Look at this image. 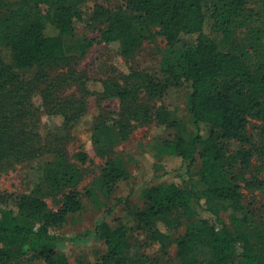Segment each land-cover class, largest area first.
Here are the masks:
<instances>
[{
    "label": "trees",
    "instance_id": "obj_1",
    "mask_svg": "<svg viewBox=\"0 0 264 264\" xmlns=\"http://www.w3.org/2000/svg\"><path fill=\"white\" fill-rule=\"evenodd\" d=\"M9 1L0 0V176L16 163L48 156L32 191L16 194L0 189V264L27 255L45 264H71L64 251L66 238L57 230L80 213L84 203L75 189L82 172L70 161L63 133L86 112L87 102L82 96L62 98L60 91L68 81L78 82L86 93L92 91L88 76L76 68L71 67L68 75L52 76L51 71L70 60L64 36L75 32L86 0H23L17 8H9ZM252 1L122 0L116 10L96 6V18L105 23L101 38L123 41L128 55L141 46L153 25L169 47L180 43L183 35H195L187 52L165 60L160 78L130 68L122 82L102 80L98 94L119 98L121 107L113 123L105 121L99 130L126 140L134 130L133 121L156 122L170 131L153 143L157 166L166 156H176L180 165L172 170L177 178L143 186L139 200L125 198L117 218L101 220L86 233L88 239L99 236L106 245L99 264H163L174 243L175 264H264V224L243 212L242 176L235 170L237 164L264 170V126L258 128L262 141L250 130L252 117L264 120V60L250 62L247 50L220 46L237 29L249 26ZM41 4L47 6L45 10ZM263 13L254 15L261 19ZM252 34L260 43L264 31L256 29ZM24 67H36L35 74L24 76ZM39 83L45 84L44 89ZM183 86L190 90L194 126L188 136L185 122L174 118L165 105L155 104L170 87ZM144 92L154 104L142 101ZM45 107L51 115L62 116L63 122L53 129L50 142L40 145L37 116ZM100 141L102 153L109 156L99 182L111 196L130 172L113 150L112 140ZM78 156L81 161L87 157L84 152ZM256 157L263 158L261 164L254 163ZM183 175L187 178L182 180ZM60 192L61 207L52 209L45 195ZM228 209L234 210L237 232L221 216ZM190 221L193 225L176 234ZM136 232L146 233L149 246L159 244L160 253L147 254ZM86 237L72 240L79 244ZM202 246L211 252L207 262L194 258V251Z\"/></svg>",
    "mask_w": 264,
    "mask_h": 264
},
{
    "label": "rangeland",
    "instance_id": "obj_2",
    "mask_svg": "<svg viewBox=\"0 0 264 264\" xmlns=\"http://www.w3.org/2000/svg\"><path fill=\"white\" fill-rule=\"evenodd\" d=\"M23 0H10L9 8H17ZM7 4V5H8ZM104 5L106 8L116 10L122 6V0H86L83 5L84 13L78 27L72 34H65L64 45L70 60L67 64L54 68L52 76L61 73L69 74L70 68H76L88 76V86L91 93H86L78 82L62 86L60 96L83 97L87 102V109L80 119L77 120L63 134L66 151L70 161L79 166L82 172L80 183L75 186L79 196L84 203V208L80 213L71 215L69 221L60 229L59 234L65 236L66 247L64 251L69 255L71 264L77 261L92 262L99 264L100 259L106 251V245L99 236H91L89 239L86 233L95 228L101 220L113 221L120 213L125 198L139 200L138 194L143 186L158 184L167 181L168 178L178 177L176 171H172L180 165V160L176 156H166L157 166V158L154 155L152 146L158 137H166L169 130L154 123H137L131 136L122 140L115 132L102 133L99 127L104 126V122L113 123L118 117L121 107V100L117 97H103L98 94L103 89V79L110 78L122 82V77L130 68L149 72L156 78L163 76L164 62L168 57H177L187 52L190 43L195 39V35H183V39L175 47H169L167 40L158 34L159 28L153 25L149 29V35L143 39L141 46L131 53H125V45L121 40L106 42L101 38V28L105 26L102 19H97L95 10L97 5ZM6 5V6H7ZM43 10L45 4H41ZM7 8V7H6ZM249 13L253 14L249 20V26L236 30L228 42H221L220 46L225 50L239 51L247 50L250 62L264 60V35L260 43L254 39L252 30L261 29L264 31V13L262 18H257L254 14L262 13L264 6L260 0H253L249 5ZM255 46L258 47L255 50ZM24 76H33L36 67H24L21 69ZM44 89L45 84L39 83ZM143 102L155 103L151 101V96L143 93ZM35 101L40 104L41 97L37 96ZM169 108L173 117L185 122L188 130L185 135H190L193 131V118L189 109L190 90L187 86L170 87L165 96L155 103ZM48 108H43L37 116L36 131L40 135V145H47L53 135V129L63 122L62 116L51 115ZM99 126V127H98ZM264 126V120L252 117L250 130L254 133L258 141H262V136L258 130ZM104 131V128H103ZM62 135V134H61ZM63 136V135H62ZM108 138L114 144L113 150L125 163L130 172L129 178L123 180L111 196H107L99 182L101 168L105 164L109 153H102L101 141ZM100 141V142H99ZM84 152L86 160L81 161L78 154ZM46 156L16 163L0 176V189L3 191L22 194L32 191L38 181L43 176V164ZM157 161V162H156ZM263 158L256 157L254 163L261 164ZM156 162V164H155ZM170 170L165 174V170ZM235 170L242 176V191L245 194L246 205L244 213H249L258 224H264V170L259 168H243L239 164ZM187 178L182 176V180ZM68 190V189H66ZM131 196V197H130ZM45 199L52 209H59L63 199L62 193L46 194ZM233 209H228L221 213L222 218L227 222L230 229L238 231V227L232 222ZM6 217V216H5ZM190 221L183 225L176 234L184 233L187 227L193 225ZM141 248L149 255L159 254V244L149 246L145 232L135 233ZM84 238L86 240L79 244H74L72 239ZM177 246L174 243L170 247V253L163 261V264H175V253ZM211 257V252L207 247H199L194 251V258L198 262H207ZM12 264H45L42 260L27 255Z\"/></svg>",
    "mask_w": 264,
    "mask_h": 264
}]
</instances>
